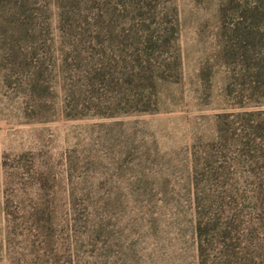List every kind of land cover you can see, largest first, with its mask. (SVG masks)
<instances>
[{"label": "rangeland", "instance_id": "1", "mask_svg": "<svg viewBox=\"0 0 264 264\" xmlns=\"http://www.w3.org/2000/svg\"><path fill=\"white\" fill-rule=\"evenodd\" d=\"M259 183L264 0H0V264H198Z\"/></svg>", "mask_w": 264, "mask_h": 264}, {"label": "trees", "instance_id": "2", "mask_svg": "<svg viewBox=\"0 0 264 264\" xmlns=\"http://www.w3.org/2000/svg\"><path fill=\"white\" fill-rule=\"evenodd\" d=\"M256 186L260 188L253 192L249 212L239 205L241 199L235 192L229 201L219 200L214 211L199 207L195 225L198 264H264V252L253 248L254 236L261 233V227L264 229L259 218L264 207V184Z\"/></svg>", "mask_w": 264, "mask_h": 264}]
</instances>
